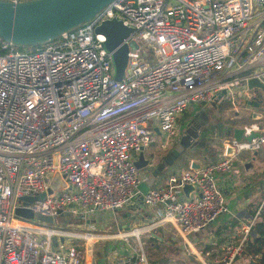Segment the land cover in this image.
<instances>
[{
    "label": "built area",
    "instance_id": "obj_1",
    "mask_svg": "<svg viewBox=\"0 0 264 264\" xmlns=\"http://www.w3.org/2000/svg\"><path fill=\"white\" fill-rule=\"evenodd\" d=\"M112 18L129 28L119 81L105 36L95 31ZM252 78L264 91V0H111L33 50L0 39V264H81L75 241L100 236L89 218L123 208L146 179L133 161L154 140V128L166 145L179 134L177 120L188 105L213 102L221 92L247 109L262 91L247 87ZM237 128L241 139L231 135L216 160L188 165L142 195L143 208L154 209L150 220L114 235L124 248L109 264H148L139 236L159 224L188 254L201 255L189 237L226 210L215 175L231 170L236 153L264 149V125ZM253 131L260 136L243 139ZM228 146L232 155L224 153ZM55 174L59 183L47 193ZM184 183L195 188L187 198L179 194ZM15 207L51 220L79 219L80 233L37 220L20 224ZM263 207L264 193L253 216L231 227L213 264H234Z\"/></svg>",
    "mask_w": 264,
    "mask_h": 264
},
{
    "label": "rangeland",
    "instance_id": "obj_2",
    "mask_svg": "<svg viewBox=\"0 0 264 264\" xmlns=\"http://www.w3.org/2000/svg\"><path fill=\"white\" fill-rule=\"evenodd\" d=\"M153 59L154 55H146L145 58ZM258 102L257 107L250 104L247 109L241 99H238L235 105L230 99L222 98L215 100L211 104L198 105L192 103L187 106L186 110L180 114L177 120L179 134L165 146L163 145L162 137L154 138V141L148 146L144 154L152 161L151 169L142 168L141 175H150L157 166L163 164L164 158L177 144L181 133L185 130H190L196 134L195 144L187 148L185 155L181 156L178 168L187 163V158L197 159L198 162L212 161L218 158V155L224 148L227 139L232 134V129L242 125L257 123L264 125V91L258 92L256 97ZM202 117L195 118L196 115ZM255 112L259 115L258 119H252L251 113ZM196 126V129L189 127ZM182 161V162H181ZM149 172V174H148ZM125 208L118 209L114 212L97 213L91 216L90 222L93 224L94 231L99 234V237L74 240L82 252L81 264H109L110 255H118V252L124 248L123 241L114 237L118 231H122L125 226V219L122 215L125 213ZM19 223L32 226V221L19 219ZM140 224V223H139ZM138 223H132L130 226L137 227ZM47 225H53L66 231L72 235L80 233L79 219L64 216L60 214L52 219ZM210 229V228H208ZM208 229L203 232H198L195 237H189V242L193 249L200 251L199 257L188 254L189 248L183 244L175 232L167 224H159L143 232L139 236L143 249L148 259V264H213V259L219 254L221 246L231 235V230L228 236L219 235L216 239L213 236L207 238ZM95 235V234H92ZM207 249V256L204 247Z\"/></svg>",
    "mask_w": 264,
    "mask_h": 264
},
{
    "label": "water",
    "instance_id": "obj_3",
    "mask_svg": "<svg viewBox=\"0 0 264 264\" xmlns=\"http://www.w3.org/2000/svg\"><path fill=\"white\" fill-rule=\"evenodd\" d=\"M111 0H26L12 3L6 0H0V39L4 42L11 43L16 46L29 47L45 43L47 41L57 38L62 32L77 27L78 25L91 19L102 7L107 5ZM96 32H101L105 36L104 46L107 50L112 52V61L114 65L113 79L119 81L122 78L127 59L128 47L123 43V39L129 34V28L122 25L117 19H108L102 21L96 28ZM134 48L133 43L130 44ZM247 87H256L262 90V85L257 79H249L246 81ZM223 92L217 95L216 99L222 96ZM249 104V102L247 103ZM253 107L258 106V102H251ZM252 119H258L259 115L255 112L251 113ZM158 133V132H157ZM232 137L239 141L242 137V130L240 128L232 129ZM260 133L257 131L250 132L244 136L243 139L250 141L253 138H258ZM196 134L190 130H185L181 133L177 144L163 160V164L170 165L179 156L185 155L187 148L195 144ZM226 155L233 154V148L228 146L225 148ZM149 164V159L145 158L142 150H140L133 161V165L138 168H146ZM160 164L149 175L148 178L141 181L137 187L141 200L149 188H151L154 177L157 171L163 166ZM200 163L189 161V167L192 169L199 168ZM247 164V163H246ZM244 164V166H246ZM59 178L55 174L47 193H50L57 184ZM195 191L192 184L184 183L181 186L180 195L187 198L190 192ZM43 194L34 197H22L23 202H30L36 198H42ZM137 209H143L139 204ZM14 215L25 220H37L50 223V217L42 216L40 214H33L28 209L23 207H15ZM122 216H125L123 214ZM132 219V217H129ZM150 220L147 218L144 223ZM135 222V221H134ZM137 223V222H136ZM132 223L125 220L123 229L127 230ZM52 242L55 238L52 237ZM63 239L60 238V241Z\"/></svg>",
    "mask_w": 264,
    "mask_h": 264
},
{
    "label": "crops",
    "instance_id": "obj_4",
    "mask_svg": "<svg viewBox=\"0 0 264 264\" xmlns=\"http://www.w3.org/2000/svg\"><path fill=\"white\" fill-rule=\"evenodd\" d=\"M219 99L216 100L219 101ZM211 103L212 102L207 103L206 105ZM154 132V138H161V135L157 133L156 128H154ZM148 146L142 150L145 158H147V156L144 152L148 151ZM189 161H194L200 164L202 163L198 162L197 159L187 158V163L178 168L177 165L180 163V159L177 158L170 165L163 164V166L157 171V175L154 177V182L151 187L159 186L165 176L178 173L182 169H185L188 166ZM152 164V161H150L147 168L150 167L151 169ZM244 164H246V166H244ZM148 177L149 175L146 176V178ZM215 183L223 196L226 210L205 229L210 228L207 231V238H209V236L211 238L214 236L216 239L218 237L215 233L217 229L228 224L229 221H233L234 223L238 220L248 221L253 216L254 210L260 203L264 193V149L240 151L236 153L231 170L227 173L216 174ZM139 197L140 195L137 193L128 204L124 206L126 209L124 213L126 217L122 216V218L129 221V223L137 222L138 224H144V221L152 215L151 213L154 210L153 208L146 207L138 210L137 206L140 204ZM129 217H132V219H129ZM203 230L201 231L203 232ZM230 230L231 228L221 230L220 235L224 234V237H226ZM197 234L192 237H195Z\"/></svg>",
    "mask_w": 264,
    "mask_h": 264
},
{
    "label": "trees",
    "instance_id": "obj_5",
    "mask_svg": "<svg viewBox=\"0 0 264 264\" xmlns=\"http://www.w3.org/2000/svg\"><path fill=\"white\" fill-rule=\"evenodd\" d=\"M40 45L41 44L29 47L18 46V48L30 51ZM220 100H222V98H220L219 101ZM178 158L181 160V156H179ZM234 224L235 223L233 221H229L228 224L216 230V235L219 236L221 230L230 229ZM204 249L206 251L207 249H209V246L206 245ZM234 264H264V207L255 217L250 229L249 238L243 247L241 255L236 258Z\"/></svg>",
    "mask_w": 264,
    "mask_h": 264
},
{
    "label": "flooded vegetation",
    "instance_id": "obj_6",
    "mask_svg": "<svg viewBox=\"0 0 264 264\" xmlns=\"http://www.w3.org/2000/svg\"><path fill=\"white\" fill-rule=\"evenodd\" d=\"M200 113V112H199ZM203 115H202V113H200V115H196L195 116V118H198V117H202ZM190 129H196V126H191V127H189ZM189 130V129H188Z\"/></svg>",
    "mask_w": 264,
    "mask_h": 264
},
{
    "label": "bare ground",
    "instance_id": "obj_7",
    "mask_svg": "<svg viewBox=\"0 0 264 264\" xmlns=\"http://www.w3.org/2000/svg\"><path fill=\"white\" fill-rule=\"evenodd\" d=\"M136 233V232H135ZM85 238H92V236L91 235H87V236H85Z\"/></svg>",
    "mask_w": 264,
    "mask_h": 264
}]
</instances>
